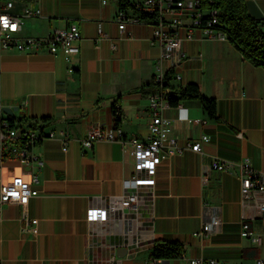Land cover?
Masks as SVG:
<instances>
[{"label": "crops", "instance_id": "0c3cea01", "mask_svg": "<svg viewBox=\"0 0 264 264\" xmlns=\"http://www.w3.org/2000/svg\"><path fill=\"white\" fill-rule=\"evenodd\" d=\"M246 2L252 16H264V0ZM25 6L38 7L40 14L24 20L23 34L46 35L74 21L82 36L80 53L71 61L61 52L1 54L0 114L15 121L48 115L54 120L48 128L63 129L69 139L64 144L61 137H47L36 146L44 160L40 169L16 157L0 162V185L16 174L39 178V192L27 203L0 207V264H148L153 239L185 245L180 257L159 258L158 264H192L197 258L255 264L264 257V213L257 211L264 193L244 196L238 169L249 157L264 173V67L244 58L225 35L195 28L181 42L172 68L181 78L171 83H196L216 99L218 118H210L196 98L180 99L162 114L180 145L203 134L208 140L200 151L184 149L159 163L153 184L138 188L139 194L147 189L149 202L138 199L137 209L89 221L88 207L105 206L114 195L136 188L127 184L133 157L118 141L98 139L84 149L80 139L95 125L113 126L114 101L120 103L122 133L149 136L148 95L162 52L153 39L154 21L127 20L120 28L117 0H14L13 10ZM164 66L169 69L172 62ZM214 157L229 161L233 172L212 168ZM216 216L219 225L197 234ZM32 218L38 219L35 234L24 228ZM244 220L261 235L260 242L241 235ZM119 247L127 249L123 256L116 253Z\"/></svg>", "mask_w": 264, "mask_h": 264}, {"label": "built area", "instance_id": "2783aa9c", "mask_svg": "<svg viewBox=\"0 0 264 264\" xmlns=\"http://www.w3.org/2000/svg\"><path fill=\"white\" fill-rule=\"evenodd\" d=\"M106 1V0H102ZM14 0H0V58L6 49L18 51L49 53L61 52L64 58L71 61L80 53V39L82 36L80 25L71 21L65 27L56 28L46 35L35 36L23 34V22L26 18L35 17L40 14L38 7L25 6L21 11L13 10ZM134 8V9H133ZM132 12L120 8L117 12L119 27L124 28L127 20H149L140 16L141 11L156 14L154 21L153 39L161 48V55L156 62L153 82L159 87L149 93L150 120L148 124L149 136L146 138L137 135H125L119 129L114 117L111 128L95 125L90 128L80 139L84 149H91L98 139L116 140L123 148L127 149L133 157V173L127 184L133 185L135 190L130 193L114 195L105 206H91L86 210V218L89 221H105L110 213L125 208L137 209L139 199V187L152 185L154 174L159 163L167 157L181 153L184 149L200 151L202 141L208 140V135L203 134L187 145L179 144L178 139L172 132L167 119L162 114V109L170 104L168 93L170 89L164 87L166 73L172 70L177 61V53L184 38H191L195 28L202 29L208 35H225L221 30L212 27L217 22L216 9H205L200 6L199 0H134ZM151 21V20H150ZM261 27L264 31V16ZM172 62V67L166 69L164 61ZM73 67H69V71ZM173 78L180 79L178 73H171ZM116 106L120 107L117 101ZM47 137H61L64 144L68 142V136L63 129H46L41 131L39 124L31 125L21 122L20 125H11L8 118L0 114V162L7 157H16L24 165L35 164L39 169L44 160L36 152L35 148ZM211 167L219 170L233 172L229 161L214 157ZM239 177L241 181V192L249 196L254 192L264 193V173L253 168L249 157L241 159L238 163ZM38 175L31 173L29 177L23 174L13 175L8 181L0 185V207L7 202L25 204L29 198L38 194L36 187ZM257 211L264 213V201L257 205ZM128 219V217H126ZM24 227L32 233L38 232V219H29ZM220 217L216 216L205 223L197 234L210 231L219 225ZM240 233L250 238L253 242H260L261 235L256 233L247 220L242 221ZM192 264H221L219 259L197 258L191 260ZM148 264H158V259L149 258ZM255 264H264V257L256 259Z\"/></svg>", "mask_w": 264, "mask_h": 264}, {"label": "trees", "instance_id": "16d2710c", "mask_svg": "<svg viewBox=\"0 0 264 264\" xmlns=\"http://www.w3.org/2000/svg\"><path fill=\"white\" fill-rule=\"evenodd\" d=\"M120 8H132L133 1L117 0ZM200 6L205 9H216L215 15L217 22L212 24V27L221 30L229 41L243 54L244 58L252 61L255 65L264 67V31L261 27V18L252 16L247 8L246 0H199ZM134 9V8H133ZM140 16L151 21L156 20V14L152 12L141 11ZM171 73L169 70L166 73L164 87L170 89L168 100L171 105L178 104L183 98H196L200 101L203 110L210 118H218L217 102L214 97L204 95L198 85L189 82L185 85L173 86L171 83ZM154 83V89L159 87L157 82ZM150 84V83H149ZM113 102L112 109L116 124L121 118V108ZM99 104V99L95 105ZM11 125H20L21 122H26L31 125L39 124L41 131H45L53 123V119L46 115L41 117L19 118L15 121L14 116L7 117ZM151 199L150 193L146 188H142L139 194V203H147ZM151 258H171L180 257L185 249L183 242L178 240L168 239H153L151 241ZM139 248V247H137ZM116 262H113L115 264ZM93 264H100V261H94ZM104 264V263H103Z\"/></svg>", "mask_w": 264, "mask_h": 264}, {"label": "water", "instance_id": "95a60500", "mask_svg": "<svg viewBox=\"0 0 264 264\" xmlns=\"http://www.w3.org/2000/svg\"><path fill=\"white\" fill-rule=\"evenodd\" d=\"M6 112H8V113H12V111L10 110V108H8V107H4L3 108ZM126 247H119L118 249H117V251H116V253H117V255L118 256H123L125 253H126Z\"/></svg>", "mask_w": 264, "mask_h": 264}]
</instances>
